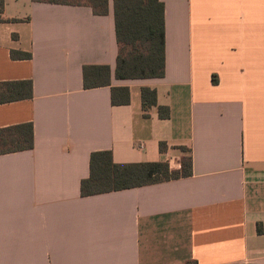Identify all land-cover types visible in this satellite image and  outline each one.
Masks as SVG:
<instances>
[{
  "label": "crops",
  "instance_id": "0c3cea01",
  "mask_svg": "<svg viewBox=\"0 0 264 264\" xmlns=\"http://www.w3.org/2000/svg\"><path fill=\"white\" fill-rule=\"evenodd\" d=\"M160 1L165 75L118 79L113 0H3L0 130L34 146L0 154V264H264V0ZM99 151L192 174L82 196Z\"/></svg>",
  "mask_w": 264,
  "mask_h": 264
},
{
  "label": "trees",
  "instance_id": "16d2710c",
  "mask_svg": "<svg viewBox=\"0 0 264 264\" xmlns=\"http://www.w3.org/2000/svg\"><path fill=\"white\" fill-rule=\"evenodd\" d=\"M51 4L88 6L96 15L109 13V0H34ZM119 55L116 77L118 79L162 78L165 75V5L160 0H113ZM4 2L0 0V22ZM30 57V54H24ZM90 73V75H89ZM107 74L109 67H87L84 71L86 89L101 86L99 77ZM144 107L156 104V92L142 89ZM115 105L128 104V88L113 89ZM162 117L167 116L160 109ZM19 137L11 139V128L0 130V154L31 149L34 146L32 125ZM192 174L191 160L184 159L180 170L171 169L166 162L117 164L111 151L94 152L90 160V175L81 183L82 196L133 189L146 185L188 177Z\"/></svg>",
  "mask_w": 264,
  "mask_h": 264
}]
</instances>
